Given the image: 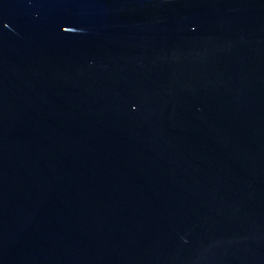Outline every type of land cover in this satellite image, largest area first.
<instances>
[{"label": "water", "instance_id": "obj_1", "mask_svg": "<svg viewBox=\"0 0 264 264\" xmlns=\"http://www.w3.org/2000/svg\"><path fill=\"white\" fill-rule=\"evenodd\" d=\"M0 264H264V0H0Z\"/></svg>", "mask_w": 264, "mask_h": 264}]
</instances>
